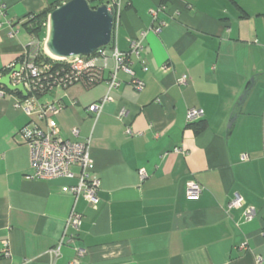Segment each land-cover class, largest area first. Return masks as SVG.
Masks as SVG:
<instances>
[{
    "label": "crops",
    "instance_id": "1",
    "mask_svg": "<svg viewBox=\"0 0 264 264\" xmlns=\"http://www.w3.org/2000/svg\"><path fill=\"white\" fill-rule=\"evenodd\" d=\"M65 1L0 0V78L25 55L49 56L47 18ZM87 1L111 4L117 49L141 38L133 76L118 70L109 90L106 71L90 88L37 100L63 105L60 135L88 144L98 201L91 207L69 190L77 167L72 177L29 178V150L17 132L30 117L5 89L0 250L5 240L10 255L0 264H67L77 249L85 250L79 264H264V0ZM44 10L40 23L34 16ZM106 95L99 113L89 112ZM192 107L203 116L188 123ZM189 181L201 187L195 199L186 195ZM235 194L243 203L230 208ZM247 207L255 212L249 220Z\"/></svg>",
    "mask_w": 264,
    "mask_h": 264
},
{
    "label": "built area",
    "instance_id": "2",
    "mask_svg": "<svg viewBox=\"0 0 264 264\" xmlns=\"http://www.w3.org/2000/svg\"><path fill=\"white\" fill-rule=\"evenodd\" d=\"M118 0H112V4ZM112 9V6H110ZM3 5H0V12ZM155 14V11H151ZM12 35V33H10ZM141 38H133L129 41V48L120 51L116 45L110 41L108 45L99 48L91 55L75 56L68 59H57L49 57L50 60L57 61L55 67L51 63L39 60V55H25L20 60V67L17 72L10 75V83L22 84L27 92L26 97H17L15 107L21 109L30 120L24 124L17 132L22 142L29 150V163L32 169L31 179H51L56 177H72L73 168L79 169L78 183L69 188L75 196H83L91 207H96V192L99 187L97 177L91 175V159L88 153L86 142H74L64 139L59 132L55 121V116L62 110L63 105L56 103H40L37 97L50 93L55 89H67L70 86L79 84L85 88H90L104 80V73L108 72L106 82L108 89H113L118 85L116 73L122 70L133 76L131 70L132 57L138 58L142 51ZM41 61V62H39ZM186 78L182 77L180 82L185 83ZM131 83L137 89L143 87V83L132 78ZM6 93L3 86H0V97ZM110 100L106 95L100 102L88 106L89 112L97 115L102 104ZM203 116L202 109L189 108L186 112L188 123L197 121ZM126 132L130 130L126 128ZM71 133L77 136L78 129L72 128ZM242 161L249 159L248 155H240ZM141 179L146 177L144 169L139 170ZM201 187L195 181H189L186 186L188 198L195 199L199 196ZM243 203L242 198L235 194L229 201V207H238ZM244 218L251 219L255 212L251 207L244 211ZM79 215H71V223L74 227L79 225ZM0 255L8 257L10 251L7 241H2ZM85 252L84 249H77L76 258L67 264H79V257ZM257 261L260 258L257 257Z\"/></svg>",
    "mask_w": 264,
    "mask_h": 264
},
{
    "label": "water",
    "instance_id": "3",
    "mask_svg": "<svg viewBox=\"0 0 264 264\" xmlns=\"http://www.w3.org/2000/svg\"><path fill=\"white\" fill-rule=\"evenodd\" d=\"M114 24V12L106 4L91 7L87 0H67L56 6L47 18L45 49L57 59L91 55L108 45ZM16 64L0 78V85L11 92L27 96L22 84H11L10 75L19 70ZM245 91L240 95L243 98Z\"/></svg>",
    "mask_w": 264,
    "mask_h": 264
},
{
    "label": "trees",
    "instance_id": "4",
    "mask_svg": "<svg viewBox=\"0 0 264 264\" xmlns=\"http://www.w3.org/2000/svg\"><path fill=\"white\" fill-rule=\"evenodd\" d=\"M46 16V10H44V11H42L41 13H39V14H37L36 16H34V18L36 17V19L38 18L39 20H40V23H42L43 21H41L43 18L42 17H45ZM33 18V17H32ZM38 29L36 28V29H34V31H37ZM39 60H42V61H45V62H49V63H51L52 64V66L53 67H55L56 66V64H57V61L55 62V61H51L50 60V58L48 57V56H44L43 58L41 57V56H39ZM39 62H41V61H39ZM4 88V87H3ZM5 89V88H4ZM11 92V91H10ZM11 93H13V94H16V96L17 97H21L22 98V95H20V93L19 92H11ZM0 257H3V256H1L0 255Z\"/></svg>",
    "mask_w": 264,
    "mask_h": 264
},
{
    "label": "bare ground",
    "instance_id": "5",
    "mask_svg": "<svg viewBox=\"0 0 264 264\" xmlns=\"http://www.w3.org/2000/svg\"><path fill=\"white\" fill-rule=\"evenodd\" d=\"M47 54H48V51L46 50Z\"/></svg>",
    "mask_w": 264,
    "mask_h": 264
},
{
    "label": "rangeland",
    "instance_id": "6",
    "mask_svg": "<svg viewBox=\"0 0 264 264\" xmlns=\"http://www.w3.org/2000/svg\"><path fill=\"white\" fill-rule=\"evenodd\" d=\"M49 57V56H48Z\"/></svg>",
    "mask_w": 264,
    "mask_h": 264
}]
</instances>
